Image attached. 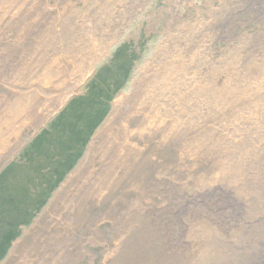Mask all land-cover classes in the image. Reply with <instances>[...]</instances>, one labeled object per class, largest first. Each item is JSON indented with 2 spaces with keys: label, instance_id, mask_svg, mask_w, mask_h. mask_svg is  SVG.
Instances as JSON below:
<instances>
[{
  "label": "rangeland",
  "instance_id": "1",
  "mask_svg": "<svg viewBox=\"0 0 264 264\" xmlns=\"http://www.w3.org/2000/svg\"><path fill=\"white\" fill-rule=\"evenodd\" d=\"M196 21L213 88L201 97L200 127L175 132L177 48L186 50L183 29ZM125 44L136 57L125 89L0 264H191L202 252L193 239L177 246L165 225L202 213L192 195L227 172L224 154L208 147L263 106L264 74L236 65L264 50V0H0V172Z\"/></svg>",
  "mask_w": 264,
  "mask_h": 264
},
{
  "label": "bare ground",
  "instance_id": "2",
  "mask_svg": "<svg viewBox=\"0 0 264 264\" xmlns=\"http://www.w3.org/2000/svg\"><path fill=\"white\" fill-rule=\"evenodd\" d=\"M213 17V27L216 30L219 21H215L216 16ZM199 29L200 25L197 21L188 25L187 31L183 29L186 35L184 43L186 50L177 48L181 71L178 74L179 77L173 82L179 88L178 91L175 89L171 100L173 104L168 110V114L174 116L173 110L177 107L181 109L180 114H176L175 118H170L173 128L171 130L175 132L184 130L185 128L181 129L184 124L189 131L200 127L204 102L201 101V97L204 94L205 100L208 101L210 97L207 93L213 88L214 81L212 79L207 81L213 74H210L209 68L204 67L205 52L200 46L195 47L200 44ZM188 43L193 45H188ZM169 48L167 47L162 52L161 58L166 54L163 60L169 57L167 54ZM252 54V64L238 61L240 63L236 65L237 68L253 65L259 69L261 74H264V50L259 52L254 49ZM246 58L247 53L244 52L240 60ZM157 64L159 65V61ZM169 65L166 68H169ZM219 72L218 70V74ZM259 92L261 93L260 90ZM262 103L261 105L264 106V102ZM154 106L157 112H161L155 103H153ZM263 106H255L251 113L239 114L237 127L221 128L216 142L208 147L209 151L224 154L225 158L221 163L224 168H227V172L224 174L219 172L212 182L207 183L206 187L192 195L195 199L193 207L201 204L206 206L202 213L195 209L190 212L184 210L179 212L177 217H171L165 225V228L175 238L177 246L183 245L184 239L187 238L197 241L201 246L202 252L193 259L191 264H264ZM159 112L158 115L161 116ZM245 121L248 123L245 124ZM246 126L250 128L244 130ZM196 140L204 142V147L209 138L196 137ZM191 150L196 149L190 148L189 151Z\"/></svg>",
  "mask_w": 264,
  "mask_h": 264
},
{
  "label": "trees",
  "instance_id": "3",
  "mask_svg": "<svg viewBox=\"0 0 264 264\" xmlns=\"http://www.w3.org/2000/svg\"><path fill=\"white\" fill-rule=\"evenodd\" d=\"M136 57L128 45L117 48L99 68L83 95L66 107L0 173V262L20 226L31 224L64 177L82 158L94 132L111 109V101L125 89Z\"/></svg>",
  "mask_w": 264,
  "mask_h": 264
}]
</instances>
